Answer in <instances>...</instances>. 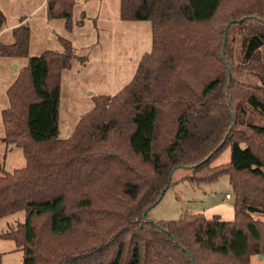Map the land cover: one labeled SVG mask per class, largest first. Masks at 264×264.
<instances>
[{"label": "trees", "instance_id": "trees-1", "mask_svg": "<svg viewBox=\"0 0 264 264\" xmlns=\"http://www.w3.org/2000/svg\"><path fill=\"white\" fill-rule=\"evenodd\" d=\"M225 1L120 0L121 19L151 21L152 48L120 91L94 96L66 139L61 78L78 58L72 41L59 36L64 51L30 56L23 21L14 42L0 40V57H28L2 112L4 141L25 165L0 173V218L26 211L1 235L24 264H250L264 255V123L248 118L264 120V0L229 12L224 30L212 24ZM47 6L73 29L75 0ZM5 22L0 7V33ZM227 146L228 163L213 166ZM180 167L197 183L229 175L234 219H149Z\"/></svg>", "mask_w": 264, "mask_h": 264}, {"label": "rangeland", "instance_id": "rangeland-1", "mask_svg": "<svg viewBox=\"0 0 264 264\" xmlns=\"http://www.w3.org/2000/svg\"><path fill=\"white\" fill-rule=\"evenodd\" d=\"M75 1L74 27L69 31L63 19L49 18L47 0H0L6 15L1 41L14 42L12 30L24 19L23 23L31 28L30 56H38L48 49L64 51L59 36L73 43L78 58L62 71L61 78L59 137L62 139L69 138L81 116L94 107V96L116 94L132 80L141 58L152 48L151 21L121 19L120 0ZM251 1L226 0L222 19L212 25L225 30L228 13ZM27 63L28 57H0V137L5 136L2 112L9 106L7 89ZM248 118L264 123L262 117L252 111ZM0 156H3L0 161L5 160L6 170L25 165V157L18 147L5 151L0 142ZM229 160L230 147L227 146L212 165H223ZM191 174L192 170L187 167L177 168L172 173V184L149 211V219L174 220L184 213H203L225 221L233 220L235 197L229 175H222L213 182L197 183L187 178ZM228 193L231 198H226ZM25 218V210L0 218L2 264H24L23 251L14 240L1 235ZM250 264H264V260L254 256Z\"/></svg>", "mask_w": 264, "mask_h": 264}, {"label": "crops", "instance_id": "crops-1", "mask_svg": "<svg viewBox=\"0 0 264 264\" xmlns=\"http://www.w3.org/2000/svg\"><path fill=\"white\" fill-rule=\"evenodd\" d=\"M24 22V19H22L21 21H19V23H21V22ZM18 23V24H19ZM64 25H65V21H64ZM3 33V31L0 33V39H1V36L4 34H2ZM4 42V41H3ZM6 43V42H5ZM73 44V43H72ZM4 137L5 136H3V137H0V142H1V144H2V147H4V149H5V151H7L9 148H13V147H16V146H13V145H8L7 143H6V141H4ZM19 148V147H18ZM3 149V148H2ZM21 149V148H20ZM22 150V149H21ZM23 152V151H22ZM24 156V155H23ZM1 157H3V156H0V158ZM5 157V156H4ZM5 160L3 161V159H1V161H0V171H2V170H4L5 168ZM229 194V193H228ZM231 198V197H230ZM259 260H261L259 257H257Z\"/></svg>", "mask_w": 264, "mask_h": 264}, {"label": "water", "instance_id": "water-1", "mask_svg": "<svg viewBox=\"0 0 264 264\" xmlns=\"http://www.w3.org/2000/svg\"><path fill=\"white\" fill-rule=\"evenodd\" d=\"M260 259L264 260V255L259 256Z\"/></svg>", "mask_w": 264, "mask_h": 264}, {"label": "built area", "instance_id": "built-area-1", "mask_svg": "<svg viewBox=\"0 0 264 264\" xmlns=\"http://www.w3.org/2000/svg\"><path fill=\"white\" fill-rule=\"evenodd\" d=\"M231 197V195L230 194H226V198H230Z\"/></svg>", "mask_w": 264, "mask_h": 264}]
</instances>
